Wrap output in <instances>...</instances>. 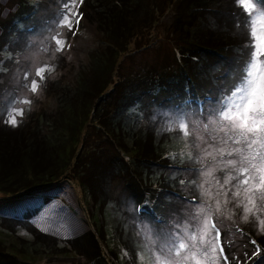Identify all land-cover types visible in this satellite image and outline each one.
<instances>
[{
  "label": "trees",
  "instance_id": "16d2710c",
  "mask_svg": "<svg viewBox=\"0 0 264 264\" xmlns=\"http://www.w3.org/2000/svg\"><path fill=\"white\" fill-rule=\"evenodd\" d=\"M34 6V0H18L7 18L13 36L4 31V42L38 28ZM79 10L100 37L74 82L54 93L55 107L32 112L15 127L0 114V194L15 197L72 181L90 226L62 245L33 226L11 249L0 237V264H35L36 254L62 264H138L137 222L117 205L111 185L124 186L137 221L157 230L180 221L198 188L196 176L186 174L193 154L175 118L190 108L217 113L221 98L241 82L252 51L249 13L235 0H84ZM168 11L176 62L118 72L127 46ZM3 50L10 52L7 45ZM0 220V230L12 236Z\"/></svg>",
  "mask_w": 264,
  "mask_h": 264
},
{
  "label": "rangeland",
  "instance_id": "374dc122",
  "mask_svg": "<svg viewBox=\"0 0 264 264\" xmlns=\"http://www.w3.org/2000/svg\"><path fill=\"white\" fill-rule=\"evenodd\" d=\"M34 1L35 22L38 28L24 29V35H26L24 38H19L20 41L16 39L8 44V42H4L3 34L4 31H7L9 37L13 36V31L10 30L11 22L7 21V18L18 7V0H0V114L5 119L12 107L24 108L23 117H17L19 121L26 119L32 112L55 107L54 93L64 85L74 82L78 67L89 61V52L96 48L100 37L96 27L82 19L78 28H74L75 35L67 28H57L61 19L62 4L66 0ZM253 2L256 3L257 11L264 10V4L257 0H253ZM157 19L150 29L135 38L120 55L117 61L118 72L134 71L144 64L158 65L164 62H176L173 45L167 31V26L172 19L170 11L161 12ZM261 22L264 23V19ZM57 32H60L59 38L65 40L67 45L60 52L56 51V46L50 39ZM6 45L10 51L7 52V55L3 50ZM45 65L51 66L54 71L45 73V80L42 82L39 92L33 94L29 91L28 85L33 78H36L35 70ZM24 98L31 100V104L19 103V100ZM190 109V111L177 116L175 118L177 124L174 122V125L183 135L184 130H181L178 124L184 122L188 125L189 135L186 137L193 159L186 174L196 176L198 198L184 204L182 219L175 220V223L172 222V226L166 229L170 233L169 236H166L165 229L157 230L153 224L146 220L137 221L132 214L136 205L124 186L121 183L111 185V194L117 201V205L129 213L127 215L129 219L137 222L135 224L132 222L133 231L140 235L137 240V262L138 264H153V252L159 251L161 243H166L176 235L186 238L187 235L195 231L199 240L200 233L197 231V221L194 217L198 215L196 210L203 207L205 213L199 215L202 217L205 214H210L212 223L215 225V229H211L204 238L212 240L215 244V230L218 229L219 246L223 247V253L220 252L218 246L214 258H211V253L209 254L210 258L207 259L198 256L200 264H264V261H261L264 260V231H261L260 223L264 221V199H261L264 186L260 185L258 178L255 181L249 179L247 185L240 187V195H233L237 191V181L232 180L228 184H224V181L230 175L235 176L236 171L233 167L224 165L228 159H236L238 161L236 167H240L239 157L226 154L220 156L217 150L223 147L227 152L238 145L220 143L219 137H223L224 133H217L215 129L218 128V125L209 123L210 120L216 119V113H201ZM204 124H209L208 130H204ZM212 136H218V139L213 140ZM181 151H188V146ZM208 152L213 153L215 159L206 155ZM256 163L259 164L258 159ZM243 166L246 167L247 164ZM210 169L212 175L205 176L204 173ZM246 175L258 176L255 172ZM243 178V176L240 177V179ZM244 188H259V190L246 193ZM79 190L75 183L64 179L15 197L0 194V218L7 220L8 223L4 222L6 228L10 226L13 230L10 237L0 230V237L3 242H6L7 248L11 249L10 242L13 241L16 244L15 237L25 235L30 226L35 227L38 232L54 237L59 245L86 231L90 225ZM205 190L210 193V196L203 194ZM217 201L220 204L219 211L216 208ZM245 207L250 211L245 212ZM116 216L114 215L115 218ZM245 216L247 219L244 218ZM1 222L0 220V226ZM185 228L188 229L187 233ZM148 237L157 241L156 246L149 242ZM259 238H261V242ZM253 241L255 243H252ZM145 244H150V250L145 248ZM257 247L263 249L261 257L259 255L262 252H259ZM33 257L36 261L35 264H62L63 262V259L52 255L36 254ZM224 257H227V260ZM185 264H194V262L189 260Z\"/></svg>",
  "mask_w": 264,
  "mask_h": 264
},
{
  "label": "snow or ice",
  "instance_id": "6c2138e0",
  "mask_svg": "<svg viewBox=\"0 0 264 264\" xmlns=\"http://www.w3.org/2000/svg\"><path fill=\"white\" fill-rule=\"evenodd\" d=\"M236 2L249 13L250 47L252 51L241 82L235 86L229 95L221 98L216 119L210 120L209 123L218 125V128L215 129L217 133H224L223 137H219L221 144L229 145L231 143L238 145L227 152L223 147L217 151L220 156L226 154L227 156L237 155L239 157L240 167H236L238 163L236 159H228L224 165L225 167L231 166L236 171V175H230L225 179L224 184L236 180L237 191L233 195L239 196L240 187L247 185L249 179L255 181L258 178L260 185L264 186V174H262L264 173V59H261V57H264V23L261 22L264 19V10L257 11L256 3L253 0H236ZM257 2L264 4V0H257ZM82 3L83 0H66L62 4L61 19L57 24L58 29L67 28L73 35L76 34L74 28H78L82 19V13L79 12V6ZM59 37L60 32L50 37L56 46L57 52L63 51L67 46L66 41ZM52 71H54V68L49 65L38 67L35 70L36 78H33L30 85H28L29 91L37 94L42 82L45 80V73ZM14 103L16 102L14 101ZM19 103L30 105L31 100L24 98L19 100ZM24 111L22 107L10 108L4 122L13 127L17 126L19 123L17 117H23ZM178 127L184 130L185 136L189 135L186 123L180 122ZM203 128L208 130L209 124H204ZM212 139L217 140L218 136H212ZM206 155L215 159L211 152L206 153ZM257 159L259 164L256 163ZM244 164H247V166H243ZM250 172H255L258 176L246 175ZM204 175L211 176L212 170L205 172ZM241 176L244 178L240 179ZM257 190L259 188H244L246 193ZM203 194L210 196L207 190ZM261 199H264V193H262ZM216 208L219 211V201L216 202ZM244 210L245 212L250 211L247 207ZM196 211L198 215L194 219L197 221V231L200 233L199 240L195 231L187 235L186 238L176 235L166 243H161L159 251L153 252V264H185L189 260L193 261L194 264H200V260L197 259L198 256L207 259L210 258L209 254L211 253V258L215 257L219 246V230H215V244L210 239L206 240L204 238L205 235L209 234L211 229H215V225L212 223V216L205 214L201 217L199 214L205 213L203 207L198 208ZM244 218L247 219V216ZM260 223L262 225L261 231H264V221ZM185 232H188L187 228H185ZM148 239L153 246H156V240L151 239V237H148ZM219 250L223 253L222 246H219ZM224 259L227 260V257H224ZM141 260H143V257H141Z\"/></svg>",
  "mask_w": 264,
  "mask_h": 264
}]
</instances>
